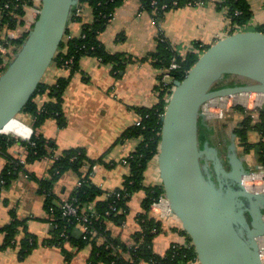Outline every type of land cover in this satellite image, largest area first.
Returning a JSON list of instances; mask_svg holds the SVG:
<instances>
[{"label": "crops", "instance_id": "crops-1", "mask_svg": "<svg viewBox=\"0 0 264 264\" xmlns=\"http://www.w3.org/2000/svg\"><path fill=\"white\" fill-rule=\"evenodd\" d=\"M220 3L222 0H201L198 5L177 7L155 19L154 12L141 10L139 0H125L115 10L107 28L99 35L105 50L111 55H119L118 70L113 71L114 66L102 64L96 58L84 57L80 60L79 68L70 78L62 97L61 110L65 127L59 129L56 120L48 119L36 129L35 134L54 145V156L64 150L80 148L85 151L88 159H100V163L88 170H82L83 177L87 176L99 190L97 196L85 206L95 209L110 194L116 192L129 175V168L123 165L122 161L136 149L139 139H120L127 129L139 122L136 108L151 107L158 102L157 87L160 84V76L165 72L155 67L151 58L158 52L159 37L166 40L178 54L185 56L192 51L194 43H199L205 48L231 32L260 31L264 26V0H247L250 19L244 28L235 31L225 17L226 8L220 6ZM80 14L85 22L91 21V9L87 6ZM33 20L32 8L28 7L22 18L23 25L8 32H11L15 39L19 38ZM67 29L71 36L78 37L81 24L69 21ZM5 32H1L2 37L6 35ZM44 76L43 82L52 85L60 78L69 77V72L51 66ZM47 100L45 95L35 99L39 106ZM235 118H226L228 121H217L213 125L216 138L215 146L211 147L217 150L218 156L224 145L227 150L232 135L237 150L238 143L232 132L238 123ZM32 125L31 116L20 114L17 119L6 125L9 133L2 135L28 141L32 135ZM249 138L255 142L258 135L251 132ZM24 154L25 149L18 143L8 149V155L13 159ZM240 159L248 170L258 167L255 153H247ZM220 160L227 167L226 158ZM6 163L5 156L0 154V174ZM51 163L52 160L47 158L27 165L26 170L30 178L19 174L7 188L0 191V228L10 224L15 218L24 223L25 228L19 230L16 240L19 241L27 233L33 236L38 244L23 261L19 260L18 248L9 247L0 251V264H65L61 250L48 244L53 238L54 228L46 209L45 197L39 191V183L49 179ZM153 164L151 163L148 169L154 167L152 176L155 177L150 179L149 173L146 174V185H159L157 166ZM78 180L76 173L68 171L53 181L51 191L55 203L69 200L77 190ZM138 193L135 198L134 195L131 196L127 204L128 213L124 219L116 225L108 224V230L114 237H120L128 243L129 237L139 230L135 218L140 211L144 191L141 190L139 195ZM157 216L164 219L165 231L154 240L153 249L156 253L163 254L173 243L187 242L186 236L180 232L179 222L173 216ZM3 238L0 233V244ZM70 253V264H86L90 247L81 250L71 248Z\"/></svg>", "mask_w": 264, "mask_h": 264}, {"label": "trees", "instance_id": "trees-1", "mask_svg": "<svg viewBox=\"0 0 264 264\" xmlns=\"http://www.w3.org/2000/svg\"><path fill=\"white\" fill-rule=\"evenodd\" d=\"M124 2L125 0H79L78 6L72 10L70 21L81 24L80 35L73 37L66 29L50 65V67L55 66L68 71L69 77L60 78L52 85L45 84L42 81L23 108L21 114L31 116L33 120L30 141H22L13 136L0 134V154L4 155L7 160L6 166L0 174V191L3 188H7L19 174L27 175L30 178V174L26 170L27 165L49 158L52 160L49 169V179L39 183V191L44 195L47 212L53 218V238L48 244L59 248L66 262H69L72 257L71 248L81 250L89 246L90 253L86 264H140L141 262L147 264H197V256L191 240L181 228L180 232L187 239L185 244L173 243L163 254H158L154 251V240L165 231V221L155 215L150 210V206L163 196V189L160 185H146L145 182L149 165L152 162L155 163L158 153L161 115L164 113L170 94L174 89V83L184 79L198 57L209 46L203 48L199 43H194L192 51H189L185 56H181L171 48L166 40L161 36L159 37L157 41L158 52L152 55L151 61L155 67L169 74L170 83L166 86L158 85V102L154 106L136 108V113L140 118L139 125L130 127L122 135L120 139L122 141L139 139V143L136 149L124 159L129 168V175L122 186L113 195L108 196L105 201L95 207L94 224L92 225L95 230L94 235H88L86 239L73 235L74 224L73 222H67L61 217L59 207L62 201L55 203L51 186L53 181L68 171L76 173L79 176V180H86L87 176L83 177L82 170L85 168L88 170L91 166L100 163V159H88L85 151L80 148L64 150L58 156H54V145L46 142L40 135L35 134L36 129L48 119L56 120L59 129L65 127V119L61 110L62 97L70 78L78 70L79 62L82 58H96L102 64L114 66L113 71L118 70V67H120L119 55L109 54L101 44L99 35L109 25L115 10ZM139 2L141 10L150 13L154 12L156 15L154 18L159 19L171 9L185 5L195 6L201 0H139ZM31 4L32 2L29 0H0V44L7 48L8 46L12 47L14 56L26 40L28 33H24L16 39H8L2 38L1 32L6 29L14 30L18 26H22V18L26 9L22 5L28 8ZM162 5H166L167 8L162 10ZM86 6L91 9L92 19L90 22H85L80 14L76 15L78 10L81 11ZM220 6L226 8L225 17L234 31L247 25L251 16L247 0H222ZM260 32H264V26ZM232 34L233 32L229 35ZM13 58H10L7 64L3 66V59L0 56V74ZM172 62H175L178 68L168 70ZM228 79L231 80L229 81ZM236 80L237 78L235 77L227 76L216 84L214 89L235 85ZM44 95L48 100L39 106L35 99ZM232 111V114L226 113L228 120H233V114L236 112L242 115L232 130L238 145L243 148L245 153H255L257 165L264 169V111L262 109L247 110L241 106L234 107ZM6 127L3 128L2 133H9ZM251 132L258 135V141H250L249 133ZM218 135L221 136V134ZM198 136L200 147L204 140L208 141L210 146H215L214 130L206 122L199 123ZM16 143L25 149V154L20 158L13 159L8 155V149ZM222 149H226L225 145ZM21 161L24 163H21ZM225 168L227 169L228 166ZM141 190L144 191V196L141 201L140 211L135 218L139 230L129 237L130 245L127 246L126 242L120 237H114L111 234L108 230V224L116 225L120 220L124 219V216L128 213L127 204L131 196ZM98 191L95 185L84 183L81 187H77L71 198H75L78 204L85 205L97 196ZM3 203L6 202L3 201ZM105 212H109L108 215ZM20 229L25 230L24 223L15 218L10 224L0 228V233L4 237L0 244V251L9 247L18 248L19 260L23 261L38 244L35 238L27 233L22 239L17 241L16 235ZM63 232H65L67 237L61 236ZM98 237L101 238V242H97Z\"/></svg>", "mask_w": 264, "mask_h": 264}, {"label": "water", "instance_id": "water-1", "mask_svg": "<svg viewBox=\"0 0 264 264\" xmlns=\"http://www.w3.org/2000/svg\"><path fill=\"white\" fill-rule=\"evenodd\" d=\"M78 4L41 0L26 40L0 74V133L43 81ZM227 76L237 78L235 85L214 89ZM236 94L264 95V32H237L210 45L184 79L174 83L161 117L155 158L159 185L170 216L191 240L198 264H264V190L252 189L250 170L236 156L234 135L227 169L208 141L199 144L202 106Z\"/></svg>", "mask_w": 264, "mask_h": 264}, {"label": "built area", "instance_id": "built-area-1", "mask_svg": "<svg viewBox=\"0 0 264 264\" xmlns=\"http://www.w3.org/2000/svg\"><path fill=\"white\" fill-rule=\"evenodd\" d=\"M19 1V0H17ZM32 2L31 7L34 15V20L30 26H28L26 29L23 30V33L20 35V37L24 33H28L30 31V27L35 22L38 12L41 7V0H29ZM200 4V2H197L195 5ZM7 7V6H6ZM22 7L25 9L27 6L22 5ZM167 8L166 5H162L161 9L165 10ZM80 14V10H78V13L76 15ZM5 32V36L2 38H8V39H15L13 35H11V32H8V30H3ZM2 31V32H3ZM14 37V38H13ZM13 48L8 46L5 47L3 44H0V56L3 59V66L7 64V62L10 60V58L14 57ZM178 65L175 62H172L168 68V70L177 69ZM168 79V80H167ZM160 84L163 86H166L170 83V78L168 73H163V75L160 78ZM251 99H254L253 103V110L255 109H263L264 108V95H257V94H236L232 96L227 97H221L218 99H214L212 101H209L205 103L201 108V114L203 118L205 119V122L207 124H212L214 122H217L220 120L225 113L231 111L236 106H241L244 109L250 110L249 103ZM232 108V109H231ZM163 114L161 115V117ZM139 125V122L136 123V126ZM2 134V133H0ZM30 141V139L28 140ZM31 145H33L31 143ZM21 163H24L21 161ZM123 165H127L126 160L122 161ZM249 174V180L252 189L256 193H260L264 190V169L262 167L257 169H251ZM27 177V175H25ZM28 178V177H27ZM258 182V183H257ZM84 183H91L90 180L87 178L86 180H78L77 187H81ZM92 184V183H91ZM94 185V184H93ZM98 187V186H96ZM110 195H113L110 194ZM109 195V196H110ZM60 215L62 218H64L67 222L74 224V232L78 231L80 234L79 236L83 237V239H86L88 235H94L95 230L92 226L94 224L93 217L95 215V209L90 208L89 206L80 205L77 203V200L75 198H71L70 200L63 201L60 205ZM150 210L156 215H166L169 214V209L166 201L164 200V197L161 196L157 201L153 202V204L150 206ZM52 212V210H50ZM109 212H105L106 215H108ZM51 223L53 221V218L50 216ZM77 235V234H76ZM62 237L65 236V232L61 234ZM97 242H101V238H97ZM130 243H128L127 246H129ZM260 252L262 254V258L264 261V238L263 241L260 243Z\"/></svg>", "mask_w": 264, "mask_h": 264}, {"label": "rangeland", "instance_id": "rangeland-1", "mask_svg": "<svg viewBox=\"0 0 264 264\" xmlns=\"http://www.w3.org/2000/svg\"><path fill=\"white\" fill-rule=\"evenodd\" d=\"M81 15V14H80ZM45 77V76H44ZM44 79V78H43ZM229 81L231 80V79H228ZM253 103H254V99H251V101H250V103H249V107L251 108L250 110H253ZM232 109V108H231ZM229 113H233V111L231 110V111H229ZM226 113L224 114V116L220 119V120H218L219 122L221 121V122H223V121H226L227 119H226ZM233 117L236 119H234L235 121H239L240 119H241V117H242V115H241V113H239V112H236V113H234L233 114ZM214 123H216V122H214ZM214 123H212V124H209V126L213 129V125H214ZM235 126H236V124H235ZM228 133L230 134V132H229V130H228ZM249 135H250V133H249ZM232 137V136H231ZM214 138H216V137H214ZM251 141V140H250ZM256 141H258V139L256 138V140H255V142ZM211 147V146H210ZM237 147V150H235V153H236V156H240L242 159L244 158V155L245 154H247V153H245V151L243 150V148L241 147V146H239V145H237L236 146ZM239 147V148H238ZM220 152V158H226V154H227V150L225 149V150H223L222 148L219 150ZM239 157V158H240ZM152 164H153V162H152ZM154 165V164H153ZM259 168L261 167V166H258ZM251 169H254V168H250L249 170H251ZM256 169V168H255ZM150 170V171H149ZM149 173V175H148V178H154L155 177V175H153L152 176V174L154 173V167H152V168H150V169H148L147 170V173L146 174H148ZM157 173V172H156ZM157 175V174H156ZM147 176V175H146ZM147 180V179H146ZM137 194V193H136ZM136 194H134V198H135V196H136ZM140 194V192L138 193V195ZM126 245H128V242H126ZM65 264H70V261L69 262H65Z\"/></svg>", "mask_w": 264, "mask_h": 264}, {"label": "bare ground", "instance_id": "bare-ground-1", "mask_svg": "<svg viewBox=\"0 0 264 264\" xmlns=\"http://www.w3.org/2000/svg\"><path fill=\"white\" fill-rule=\"evenodd\" d=\"M263 241V239L261 240V242Z\"/></svg>", "mask_w": 264, "mask_h": 264}]
</instances>
